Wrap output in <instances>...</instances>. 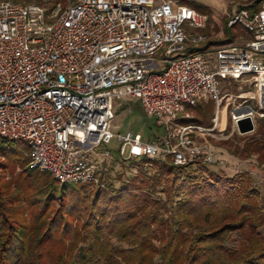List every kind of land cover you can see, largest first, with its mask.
<instances>
[{"label": "built area", "instance_id": "built-area-1", "mask_svg": "<svg viewBox=\"0 0 264 264\" xmlns=\"http://www.w3.org/2000/svg\"><path fill=\"white\" fill-rule=\"evenodd\" d=\"M209 15L176 0H64L50 10L0 0V138L24 141L30 166L60 184H99L111 157L97 152L113 138L121 159L169 156L174 164L227 168L209 143L208 129L182 125L188 108L203 101L242 106L256 100L255 129L264 118L258 79L264 73V3L237 8L227 22L243 34L204 48ZM163 51L159 62L155 56ZM214 56V64L210 57ZM252 82L255 92L223 93L220 80ZM135 98L165 128L146 141L139 133L111 131L118 100ZM179 125L176 129L175 126Z\"/></svg>", "mask_w": 264, "mask_h": 264}, {"label": "trees", "instance_id": "trees-1", "mask_svg": "<svg viewBox=\"0 0 264 264\" xmlns=\"http://www.w3.org/2000/svg\"><path fill=\"white\" fill-rule=\"evenodd\" d=\"M16 1L50 10L64 2ZM183 1L208 14L206 6ZM263 3L247 7L259 10ZM210 24L204 48L243 34L225 23L216 40ZM201 106L179 122L212 125L214 107ZM241 140L224 144L264 169V118ZM30 160L28 145L0 138V172L12 174L0 179V264H264V194L248 171L226 175L203 163L141 156L114 159L133 171L117 180L106 178L105 169L99 185L60 184L50 172L31 168ZM234 235L236 244L227 247Z\"/></svg>", "mask_w": 264, "mask_h": 264}, {"label": "rangeland", "instance_id": "rangeland-1", "mask_svg": "<svg viewBox=\"0 0 264 264\" xmlns=\"http://www.w3.org/2000/svg\"><path fill=\"white\" fill-rule=\"evenodd\" d=\"M177 2L185 3L183 0H176ZM195 1L197 3L202 4L203 6L207 7V11L209 14V19H212L211 29H212V36L213 39H220L224 35V24L229 20L230 15L233 13V11L237 8L247 7L250 4H252L255 0H191ZM31 4V3H30ZM210 21V20H209ZM228 27V26H227ZM229 28V27H228ZM237 30V27L233 28V31ZM165 58V55L163 54V51L159 52L155 56V60L159 62L161 59ZM211 64H214V56L210 57ZM260 80V84H259ZM264 78L262 77L258 79V94L261 106L264 108ZM220 87L223 91V93H232V94H238L242 90L249 91L251 93L255 92V88L252 84V82L248 81H234V80H220ZM240 102L242 105L249 104L250 106H242L247 107L245 111H249L250 109H256L259 110L260 107L258 106V103L256 100H247L246 99H238L237 103ZM208 103H211L213 106L214 101H203L201 104V108H204ZM226 101L223 102L221 106V111L218 116V122L215 123V115L217 113L216 105H214V114L213 118L211 119L213 124L212 125H199L202 126L209 131L204 133V135L197 134L195 136L197 141H204L210 144L212 149L214 150V153L216 154V157L223 160L225 164L227 165V168H221L216 165H212L211 169L215 170L217 172H223L226 175H234L237 172L240 171H248L251 173L255 184L261 189V191L264 194V169L261 168L257 162L255 157H252L248 160H240L237 157H235L233 154L230 153L228 150V146L224 144V142L228 140H235L237 142H243L241 139L243 137H247L252 134H241L238 131H235L233 129L232 125V116L234 110L240 109L242 107H238L234 109V106L232 104L225 107ZM199 105V104H198ZM188 108L187 112L189 113V117L186 119L192 118L193 116L197 115L196 108ZM226 108V109H225ZM261 119V118H260ZM180 123V122H179ZM184 125V124H182ZM176 129L179 128V125L175 126ZM111 131L115 134H128V133H139L142 135L143 139L146 141L153 140L156 138H161L165 135L166 131L163 126H159L156 122V118L154 116H149L145 113L144 109L142 108L140 102L135 98H127V99H121L117 101L116 107H115V119L113 121ZM22 144L28 145L24 141H19ZM119 148H120V142L113 138L109 144H102L101 146L96 148L97 152H101L104 150H109L111 152V157L105 161L104 166L105 169H107V172L105 174L106 178L108 176H112V180L114 176L119 177V173L123 172L130 173L133 172L131 168L126 165H120L115 162L114 159H120L119 155ZM127 161V160H126ZM114 166V170L111 168ZM20 171V168H17L15 170V174ZM104 172V171H103ZM11 172L10 170H6L4 172H0V179H2L3 176H5L6 179L11 178ZM115 179V178H114ZM115 180V181H116ZM101 184V182L99 183ZM94 184V185H99ZM118 185V183H117ZM264 232V228L262 230ZM238 235L232 236L228 241H226L225 245L227 247H233L236 244Z\"/></svg>", "mask_w": 264, "mask_h": 264}, {"label": "water", "instance_id": "water-1", "mask_svg": "<svg viewBox=\"0 0 264 264\" xmlns=\"http://www.w3.org/2000/svg\"><path fill=\"white\" fill-rule=\"evenodd\" d=\"M238 130L241 134L251 133L255 130L254 123L250 116L238 120Z\"/></svg>", "mask_w": 264, "mask_h": 264}, {"label": "bare ground", "instance_id": "bare-ground-1", "mask_svg": "<svg viewBox=\"0 0 264 264\" xmlns=\"http://www.w3.org/2000/svg\"><path fill=\"white\" fill-rule=\"evenodd\" d=\"M262 77L264 78V73L261 74L260 79H261ZM259 84H260V80H259ZM263 87H264V85H263ZM245 109H247V107H242V108H240V109L234 110L233 114H234L235 116H238L239 114H240V115H246V113H247L248 111H245Z\"/></svg>", "mask_w": 264, "mask_h": 264}, {"label": "crops", "instance_id": "crops-1", "mask_svg": "<svg viewBox=\"0 0 264 264\" xmlns=\"http://www.w3.org/2000/svg\"><path fill=\"white\" fill-rule=\"evenodd\" d=\"M226 108H227V107H226ZM226 108H225V109H226Z\"/></svg>", "mask_w": 264, "mask_h": 264}]
</instances>
